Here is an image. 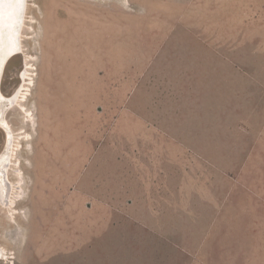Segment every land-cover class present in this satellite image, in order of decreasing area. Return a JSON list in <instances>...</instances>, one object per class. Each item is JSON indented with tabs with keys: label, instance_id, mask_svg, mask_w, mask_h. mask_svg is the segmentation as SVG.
<instances>
[{
	"label": "rangeland",
	"instance_id": "obj_1",
	"mask_svg": "<svg viewBox=\"0 0 264 264\" xmlns=\"http://www.w3.org/2000/svg\"><path fill=\"white\" fill-rule=\"evenodd\" d=\"M23 5L0 264H264V0Z\"/></svg>",
	"mask_w": 264,
	"mask_h": 264
},
{
	"label": "bare ground",
	"instance_id": "obj_2",
	"mask_svg": "<svg viewBox=\"0 0 264 264\" xmlns=\"http://www.w3.org/2000/svg\"><path fill=\"white\" fill-rule=\"evenodd\" d=\"M23 6H24L23 0H0V59L1 60L9 56V54L12 52V48H14L13 42L15 43L17 39V34H18L17 25H18V20L20 18L21 10H23L22 9ZM1 53H3V57H1ZM17 95L18 93H15L13 97L10 98V101L14 100ZM3 167L5 166L3 165ZM0 189L2 193L5 194L6 196L9 191V184L6 179L2 178V175L0 176Z\"/></svg>",
	"mask_w": 264,
	"mask_h": 264
},
{
	"label": "water",
	"instance_id": "obj_3",
	"mask_svg": "<svg viewBox=\"0 0 264 264\" xmlns=\"http://www.w3.org/2000/svg\"><path fill=\"white\" fill-rule=\"evenodd\" d=\"M14 52H16V50Z\"/></svg>",
	"mask_w": 264,
	"mask_h": 264
}]
</instances>
